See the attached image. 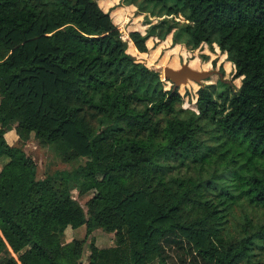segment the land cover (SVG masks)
I'll use <instances>...</instances> for the list:
<instances>
[{
    "label": "trees",
    "instance_id": "obj_1",
    "mask_svg": "<svg viewBox=\"0 0 264 264\" xmlns=\"http://www.w3.org/2000/svg\"><path fill=\"white\" fill-rule=\"evenodd\" d=\"M141 1L165 17L124 40L99 0H0V264H169V238L207 264H245L264 240L247 211L264 209V0ZM171 31L218 49L240 85L202 69L221 77L191 78L183 106L182 83L138 54ZM31 137L85 162L38 177ZM74 188L92 191L86 208ZM237 206L241 235L227 227ZM98 228L115 244L97 245Z\"/></svg>",
    "mask_w": 264,
    "mask_h": 264
},
{
    "label": "rangeland",
    "instance_id": "obj_2",
    "mask_svg": "<svg viewBox=\"0 0 264 264\" xmlns=\"http://www.w3.org/2000/svg\"><path fill=\"white\" fill-rule=\"evenodd\" d=\"M101 6L105 10H109L114 22L120 30V36L124 40L129 39V31L138 29L142 33H147L148 21L165 17L162 14L163 10L160 6L155 4L146 3L141 0H99ZM182 18V16H179ZM178 17V18H179ZM149 19V20H148ZM179 29V31H181ZM174 31V29H173ZM173 31L169 32L166 37L159 40L156 36H150L147 38V45L149 47L147 52H138L139 57L148 63L153 68L160 70L161 74L165 70V67H171L173 69H181L184 64H187L192 69H212L216 68L222 73V76L226 81H229L235 89L241 83L240 77H234V69L225 55L214 49V53L210 51V47L206 44L201 45L194 50L189 49L187 40L182 42H173ZM187 36V35H186ZM209 54V60H203L202 54ZM200 55V56H199ZM199 57V63L191 62L193 57ZM215 59V63L212 62ZM223 68V69H222ZM223 70V72L221 71ZM211 73L205 79V82H217L221 77L220 73ZM187 78L186 81H182L179 89L185 96L183 106L195 108L194 102L197 96V89L199 84ZM166 85H169V81H166ZM16 123H13V129L11 136L14 144H22L19 140V136L16 133L14 127ZM25 151L31 155L37 163V176L44 177L46 174L51 173L57 169H72L85 162V158L78 157L71 161H65L62 159L60 151L61 149L51 144H43L35 137H31L23 144ZM8 160L7 156L0 157V169ZM72 194L78 201L86 208V201L92 195V191H88L84 194H79L76 188L72 189ZM236 219H231L227 222L229 231L241 235L243 226H245V220L242 219L243 211L240 206L236 209ZM248 215L252 216L254 222L264 219V209L248 207ZM248 228V226H246ZM75 229V230H74ZM85 225L77 228L67 227L65 232V240H70L73 237L82 238L85 235ZM93 234L96 237V243L99 246H111L115 244V237L113 232H107L101 228L94 230ZM258 244V245H257ZM165 251L167 253V262L169 264H207L198 254L189 253L185 247V244L180 245L173 241L171 238L164 241ZM89 254V248L87 243L84 246V252L82 255V261L86 262ZM245 264H264V240H259L250 251L249 255L244 256Z\"/></svg>",
    "mask_w": 264,
    "mask_h": 264
},
{
    "label": "water",
    "instance_id": "obj_3",
    "mask_svg": "<svg viewBox=\"0 0 264 264\" xmlns=\"http://www.w3.org/2000/svg\"><path fill=\"white\" fill-rule=\"evenodd\" d=\"M164 73L166 76H170L173 80L180 83L186 81L188 77L196 80L207 78V76L211 74V71L192 69L187 64H184L180 70L167 66L165 67Z\"/></svg>",
    "mask_w": 264,
    "mask_h": 264
},
{
    "label": "crops",
    "instance_id": "obj_4",
    "mask_svg": "<svg viewBox=\"0 0 264 264\" xmlns=\"http://www.w3.org/2000/svg\"><path fill=\"white\" fill-rule=\"evenodd\" d=\"M104 9V8H103ZM109 11V10H108ZM112 14V13H111ZM75 230V229H74ZM84 237V236H83Z\"/></svg>",
    "mask_w": 264,
    "mask_h": 264
}]
</instances>
